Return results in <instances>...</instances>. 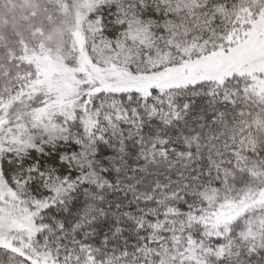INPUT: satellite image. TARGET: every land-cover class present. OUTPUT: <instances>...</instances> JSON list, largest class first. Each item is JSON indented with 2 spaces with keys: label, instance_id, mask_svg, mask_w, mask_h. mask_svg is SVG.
I'll return each instance as SVG.
<instances>
[{
  "label": "snow or ice",
  "instance_id": "obj_1",
  "mask_svg": "<svg viewBox=\"0 0 264 264\" xmlns=\"http://www.w3.org/2000/svg\"><path fill=\"white\" fill-rule=\"evenodd\" d=\"M0 264H264V0H0Z\"/></svg>",
  "mask_w": 264,
  "mask_h": 264
}]
</instances>
